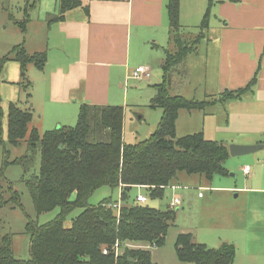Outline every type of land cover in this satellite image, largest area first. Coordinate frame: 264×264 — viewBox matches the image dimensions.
Listing matches in <instances>:
<instances>
[{"label":"crops","instance_id":"0c3cea01","mask_svg":"<svg viewBox=\"0 0 264 264\" xmlns=\"http://www.w3.org/2000/svg\"><path fill=\"white\" fill-rule=\"evenodd\" d=\"M21 1L28 7L18 18L14 11ZM168 1L80 0L79 6L66 10L57 20H50L57 15V0H50L49 6L43 3L46 9L37 13H33L37 0L33 4H29L30 0H0V58L8 56L0 74V100L5 95L6 105L11 101L30 110V127L40 132L56 125L73 126L83 104L123 105L129 98L128 81L137 80L132 78L133 71L139 66L149 68L157 58L161 59V67L165 51L176 50L169 29ZM207 10L206 32L215 35L208 39L214 66L207 74L205 64L200 79L195 80L201 69L195 71L194 63L203 65V56L209 59L207 49L202 48L206 42L203 38L183 59L187 58L189 65L183 77L188 86L181 83L176 93L167 90L168 94L186 99H201L200 95L212 98L244 88L253 78L255 82L250 91L237 99L217 102L202 110L180 109L175 132L185 135L200 131L206 135L207 123L208 131L227 146L264 144V0H179L180 33L183 28L199 26ZM21 20L24 32L18 24ZM4 23L9 35L6 26L2 27ZM159 47H166L163 53ZM19 48L28 55L46 53L41 67L31 62L25 66L23 77L29 84L28 92L19 85L21 65L14 58ZM229 158L231 155L225 160L228 175L224 176L235 179L231 184L226 179L222 188L234 192V196L221 200L220 213L228 220L226 228L239 235L242 247L251 240L257 241L260 248L262 244L264 264V148L236 160ZM244 167H248L246 172ZM197 178L199 187H203V178V183L210 182L203 175ZM134 188L137 194L147 189ZM225 242L234 246L237 243ZM128 245L151 251L146 243Z\"/></svg>","mask_w":264,"mask_h":264},{"label":"trees","instance_id":"16d2710c","mask_svg":"<svg viewBox=\"0 0 264 264\" xmlns=\"http://www.w3.org/2000/svg\"><path fill=\"white\" fill-rule=\"evenodd\" d=\"M57 2V15L50 20L59 19L66 10L81 4L80 0ZM167 11L176 50L173 53L165 51L161 63L163 81L156 85L151 104L161 107L163 112L149 138L136 143L123 141L122 106L83 104L73 126L60 125L40 132L30 127V110L21 109L14 103L9 105L7 143L17 147L26 142V152L35 155L39 149L40 153L38 173L30 178L22 177L35 211L40 214L55 207L60 211L44 224L32 220L26 224V230L31 234L27 260L13 256L9 234L0 235V264H157L151 258L150 249L131 248L128 244L163 246L173 212H162L144 205L146 202H135V199L130 202V189L141 185L147 187L150 196H161L180 171L203 175L208 180L216 175H228L223 164L229 157L228 146L206 139L200 131L176 136L175 122L180 109L202 110L217 102L239 98L250 91L255 78L244 88L225 91L206 100L169 95L166 85L170 71L202 38V30L208 27V10L201 21V31L190 46L183 43L186 39L180 34L179 0H169ZM23 24L19 26L23 27ZM15 51L14 58L21 65V79H24L27 63L41 67L46 60L45 51L32 55L21 48ZM7 60V55L0 58V74ZM26 156L12 161H8L7 156L0 168V179L5 180L3 170L10 163L21 164L26 172ZM101 186L121 189L119 199L113 201L106 197L89 205L90 194ZM7 190L8 198L0 192V210L7 204L21 208L19 194L11 182ZM118 202V208L112 206ZM75 208L82 210L72 219L71 225L65 227L66 216ZM175 252L184 264H231L235 256L232 244L222 243L216 249L209 248L194 243L190 233L177 235Z\"/></svg>","mask_w":264,"mask_h":264},{"label":"rangeland","instance_id":"374dc122","mask_svg":"<svg viewBox=\"0 0 264 264\" xmlns=\"http://www.w3.org/2000/svg\"><path fill=\"white\" fill-rule=\"evenodd\" d=\"M31 3L33 4L34 0H30L29 4ZM43 3L49 6L50 0H37V6L35 8L36 11L33 13H37L40 9H46ZM15 5L17 8L16 1L14 2V6ZM18 6V9H15L14 13L16 17L21 18V14L25 12L28 6L27 4L25 5L24 1H21ZM23 22L24 21L21 20L18 24L22 25ZM3 26H6V33L9 35L11 32L8 28L7 23L2 24V27ZM207 28H204L202 30L203 36L198 41L197 45L203 38V40H205L206 38V42L202 44V48L207 49V55L209 59L206 60V57L203 56V65L194 63L195 71L201 69L195 74V80L200 79L201 72H203L202 68L205 66V64L206 66L204 70L207 74L210 73L212 66H214V60L211 59L212 55L210 54L212 44L208 42V39L214 38L215 35L212 32H206L208 31ZM182 31L183 32L180 33L181 37L186 39L183 40V43H187L190 46L197 39V35L201 31V28L200 25L197 27H186L183 28ZM2 37L3 35L0 34V46L2 44ZM164 48L166 47L158 48L160 53H163ZM198 49L200 51L199 47ZM202 53H204V50L202 51ZM160 62L161 59L158 60L157 58L154 59L152 65L150 64V75L148 79H130L128 81L129 86L127 88V91H129V98L126 103L121 105L124 109L123 141L125 143H136L149 138L160 121L163 109L159 106H153L151 104L152 98L156 93V85L160 82L162 83L163 81V73L161 70L162 68L160 67ZM187 65L188 61L186 58L185 60H182V64L179 63L172 68L166 85L167 90H171L172 93H176V88L181 86V83H185L184 78L186 75L185 69H188ZM178 72L179 74H181V78ZM157 78H159L158 81ZM170 83L172 87H170ZM19 85L22 86L21 88L24 91L28 92L29 84L26 82V80L21 79ZM185 85H187V83H185ZM196 87H198V85ZM4 96L5 95H2L0 100V138H2L4 141V143L0 144V168L4 165V161L7 156L8 161H12L14 158H20L25 154H27L25 161H27L28 166L27 171L23 172V166L21 164L10 163L3 170L5 180L0 179V192L5 198H8L9 192L7 190V187L9 185V182H11L13 189H15L19 194L21 208L12 206L11 204H7L1 208L0 235L9 234L13 256L16 259L27 260L30 256L29 247L31 234L26 230V224L30 220L35 221L39 225L49 222L57 216L60 209L58 207H55L40 214H37L35 211L31 196L23 182L22 177L30 178L34 174L38 173L40 164L39 149H36L35 155H33L30 152H26V142H22V144L17 147H12L7 143L8 107L11 103L16 104L17 106L18 104L9 101L6 105V99ZM200 96L201 99H198V97H196L195 100L200 101L209 98L207 96ZM75 123H73V125ZM201 126H203L202 128H204V125ZM205 130L206 135H204L206 136V139L217 141L215 136L208 131L207 123L205 124ZM181 135L184 134H176V136ZM252 153L244 155L247 156L251 155ZM244 155L231 156V158H229V161L236 160L237 157H241ZM223 164L225 167L226 161ZM195 179H198L197 174L188 175L184 171H181L171 181L173 185H169L164 188L161 196L152 197L150 196L149 190H140L142 194L147 197L146 203L144 205H148L149 207L155 208L162 212H165L167 210H171L173 212V217L171 222L169 223V228L165 237L164 245L161 247H151L153 261L157 264H184L180 262L176 256L175 243L177 235L179 233H190L191 239L194 243L204 244L209 248L216 249L220 247V245L226 240L227 242H229L230 240L236 241L237 243L235 244V246L232 243H228L236 247L234 260L231 264H262V244L260 248L257 241L251 240L249 244H246L242 247L238 242L239 235H234L231 230H228V228H226V226L229 225L228 220L223 218L220 213L219 203L221 202V200L223 198L234 196V192L232 193L224 191L222 186L225 185L226 179H229L231 184L232 180H234L235 178H227L225 176L216 175L212 180H210V182H208V184L203 183V178L202 183H200L203 187H199V182H195ZM118 191L119 188L112 190L108 186L98 187L90 194L87 202L89 205H94L106 197H111V200L116 201L118 199ZM136 192H138L136 188L133 187L132 189H130V202L134 200L137 194ZM174 197H177L179 199V203L171 205V201ZM118 204L120 205V202H118ZM81 210V208L73 209L66 216L64 220V226L69 227L71 225L72 219L76 215H78Z\"/></svg>","mask_w":264,"mask_h":264},{"label":"built area","instance_id":"2783aa9c","mask_svg":"<svg viewBox=\"0 0 264 264\" xmlns=\"http://www.w3.org/2000/svg\"><path fill=\"white\" fill-rule=\"evenodd\" d=\"M149 75H150L149 74V68L147 66H139L133 71L132 78L140 80V79L148 78ZM247 170H248V167H244V172H246ZM137 186H141V185H137ZM146 199L147 198L142 194H137L135 196V202L144 203V202H146ZM178 203H179V199L177 197H174L173 200L171 201V205H175ZM112 206L115 208H118L119 204L115 203ZM115 247H117V243H116ZM115 249H116L115 253L117 254V248H115ZM106 252H107L106 249H103V253L106 254Z\"/></svg>","mask_w":264,"mask_h":264},{"label":"water","instance_id":"95a60500","mask_svg":"<svg viewBox=\"0 0 264 264\" xmlns=\"http://www.w3.org/2000/svg\"><path fill=\"white\" fill-rule=\"evenodd\" d=\"M261 148H264V144L259 143L255 145H240V144H229L228 151L231 156H239L248 153L255 152Z\"/></svg>","mask_w":264,"mask_h":264}]
</instances>
